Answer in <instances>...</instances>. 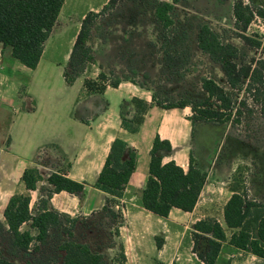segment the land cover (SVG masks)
Instances as JSON below:
<instances>
[{"label": "trees", "instance_id": "16d2710c", "mask_svg": "<svg viewBox=\"0 0 264 264\" xmlns=\"http://www.w3.org/2000/svg\"><path fill=\"white\" fill-rule=\"evenodd\" d=\"M65 1L0 0V44L4 48H11L13 57L23 66L35 70ZM125 1L109 0L100 12L91 11L81 20L63 76L66 84L72 86L88 69L98 67L100 72L95 78L85 79L82 97L102 95L109 87L118 88L122 82H129L128 79L124 81L115 76L113 71L107 74L97 62L92 46L97 21ZM187 1L140 0L141 3H150L156 23L162 28V59L169 70L178 71L190 62L189 49L184 47V41L178 39L174 29L176 7ZM233 15L238 37L249 48L260 50L262 56L250 59L246 51L222 40L208 24L200 25L197 46L220 66L228 89L214 79L206 78L202 80V89L206 93L204 99L183 98L178 102L167 103L161 101L156 92L152 93V103L133 98L128 105L122 106L121 122L125 131L137 134L153 105L165 110L190 108L193 126L199 123H239L241 109L247 106L245 101L236 99L237 93L249 96L264 115V41L258 36L247 35L256 18L264 20V6L252 7L245 0H235ZM131 83L135 84L133 81ZM128 106L133 109L132 115L126 111ZM47 147L56 149L64 157L58 146L47 145L39 150L37 158ZM172 150L169 141L161 140L159 136L155 138L150 153L149 177L140 193L143 207L161 218H167L174 209L192 213L208 180V172L197 164L192 154L187 171L173 161L164 164L163 159ZM37 158L35 164H42ZM135 168L136 151L125 141L116 139L95 184L108 196L100 213L115 224L114 237H119V228L123 226L120 200ZM22 181L28 191H36L44 179L38 166L34 165L25 170ZM46 182L51 189L42 188L44 195L33 209L30 208L31 198L28 195L12 197L6 206L4 221L0 220V264H126L122 245L111 262L104 253L93 250L89 244L76 241L77 219L60 214L51 207L54 194L68 192L81 196L86 185L71 180L66 171L61 169L53 172ZM193 229V253L203 264H223L220 256L229 248L264 261V203L252 199L247 190L235 191L231 196L224 207L222 224L214 218H207L197 222ZM52 239H55L56 251L50 256L45 255L43 249L49 246ZM202 240L206 247L198 253L196 246ZM4 243H7V249L3 248ZM19 258H23L24 263Z\"/></svg>", "mask_w": 264, "mask_h": 264}, {"label": "crops", "instance_id": "0c3cea01", "mask_svg": "<svg viewBox=\"0 0 264 264\" xmlns=\"http://www.w3.org/2000/svg\"><path fill=\"white\" fill-rule=\"evenodd\" d=\"M67 1L35 70L23 66L13 57L11 48H4L0 44V220L4 221L5 208L14 196H30V208L33 209L44 195L42 188L51 189L46 180L58 169L66 171L71 180L86 186L81 196L68 192L54 194L50 202L53 210L72 218H88L100 213L108 196L95 184L112 143L121 139L136 151V168L120 200L124 221L119 228V237H114L115 246L111 250L119 252V246L122 245L126 264H172L174 256L168 258L170 247H175V256L183 249V242L178 240L182 236L179 232L182 222L194 217V227L197 222L214 217L210 211L200 209V204L206 202L204 200L202 203V200L208 184L192 213L174 209L167 218H161L143 207L140 193L149 177L153 143L157 136L171 143L173 150L163 159L164 164L173 161L187 171L192 154L197 164L205 170L201 155L203 152L211 155L217 142L210 149L200 152L197 145L198 130L201 126H220L206 123L193 126L190 108L165 110L153 105L140 131L130 134L122 127V106L128 105L133 98L152 103L149 92L133 83L122 82L118 88H107L102 95L82 97L85 79L97 76L89 73L68 86L63 73L80 28L69 41V50L63 62H58L51 54L53 38L60 28ZM126 111L129 115L133 114L130 106ZM47 145L58 146L64 157L56 161L55 165L35 164L39 150ZM34 165L38 166L44 181L36 191H28L22 176L26 169ZM215 170L214 176L221 177V170ZM213 189L222 191L217 186ZM233 194V191L230 192L224 207ZM219 198L214 194V202ZM216 220L221 223L219 219ZM230 235L227 234L228 237ZM156 252L157 258L150 260V254ZM188 253H191L190 248ZM191 255L194 256L193 253ZM220 259L229 264H264L262 259L233 248L223 252ZM186 264L203 263L197 258H190Z\"/></svg>", "mask_w": 264, "mask_h": 264}, {"label": "rangeland", "instance_id": "374dc122", "mask_svg": "<svg viewBox=\"0 0 264 264\" xmlns=\"http://www.w3.org/2000/svg\"><path fill=\"white\" fill-rule=\"evenodd\" d=\"M108 2L109 0L67 1L61 16L60 28L52 44L51 54L58 62H63L69 50V41L80 28L83 16L91 10L100 12ZM245 2L252 7L264 6V0H245ZM234 3L235 0H188L176 7L174 28L176 36L184 41V47L188 48L190 53V62L176 71L169 70L163 63V31L156 23L150 3L126 0L101 17L95 25L92 46L97 62L104 66L107 74L113 71L115 76L124 81L128 79L130 83L133 81L151 95L156 92L159 99L167 103L178 102L183 98L204 99L206 93L202 89V80L206 78H212L228 89L220 66L199 50L197 35L199 26L208 24L222 40L246 51L250 59L261 57L260 50L249 48L238 37L239 31L236 30L233 15ZM247 35L258 36L264 41V20L256 18ZM88 70L84 77L88 76V73L98 75L100 72L98 67ZM236 96L238 101H245L247 106L241 109L239 123L219 125L220 128L201 126L198 130L197 145L200 152L210 149L211 145L217 142L211 155L209 152H203L201 155L203 167L208 172V185L202 200V203L204 200L206 202L200 204V209L210 211L211 215L221 223H223V204L232 191L247 190L252 199L264 202V115L261 114L259 106L254 104L245 93H237ZM60 158L62 155L59 151L47 147L39 154L37 161L44 166H50L55 165ZM215 169L221 170V177L214 176ZM215 186L222 188V191L220 192V189L214 191ZM214 194L220 197L217 202H214ZM74 219H77L76 241L89 244L93 250L104 253L108 260L113 259L115 253H118L111 250V247L115 246V224L110 219H105L101 213L88 218L74 217ZM193 221L194 217H190L189 220L182 222L179 231L182 236L178 240L183 242V249L175 256V247H170L168 258L174 256L172 264H186L190 258L198 259L197 254L193 253L195 247ZM187 245L190 247L187 248ZM3 246L7 249V243ZM55 246V239H52L42 253L50 256L56 251ZM205 247V241H200L196 246L197 252L204 251ZM186 248L188 252L190 248L194 256L188 253ZM157 256V252L150 254V260ZM19 260L24 263L23 258ZM221 263L226 264L225 261Z\"/></svg>", "mask_w": 264, "mask_h": 264}]
</instances>
